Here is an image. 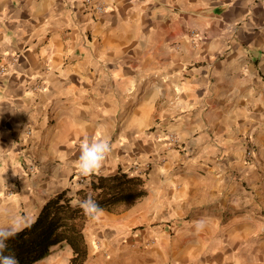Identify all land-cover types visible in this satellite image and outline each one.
<instances>
[{"label":"crops","instance_id":"crops-1","mask_svg":"<svg viewBox=\"0 0 264 264\" xmlns=\"http://www.w3.org/2000/svg\"><path fill=\"white\" fill-rule=\"evenodd\" d=\"M105 5L0 0V229L72 193L81 145L107 139L94 174L146 194L87 217L83 264H264V0Z\"/></svg>","mask_w":264,"mask_h":264},{"label":"trees","instance_id":"trees-1","mask_svg":"<svg viewBox=\"0 0 264 264\" xmlns=\"http://www.w3.org/2000/svg\"><path fill=\"white\" fill-rule=\"evenodd\" d=\"M90 177L88 190L80 188L74 195L81 199L91 197L105 210L146 194L141 177L121 170ZM73 198L69 189H64L49 197L29 223L0 229V239L7 236L8 230L14 233L4 240L3 254L14 256L18 264H34L46 257L53 246L64 242L72 249L69 264H83L87 249L82 230L87 216L81 208L72 206Z\"/></svg>","mask_w":264,"mask_h":264},{"label":"clouds","instance_id":"clouds-1","mask_svg":"<svg viewBox=\"0 0 264 264\" xmlns=\"http://www.w3.org/2000/svg\"><path fill=\"white\" fill-rule=\"evenodd\" d=\"M110 151V144L107 139H98L94 143H84L81 145L80 156L78 160V168L80 175L91 176L101 169L107 153ZM71 200L73 207H79L84 214L92 220L98 219L103 212L100 205L91 197L81 199L74 195ZM14 233L8 230V234L4 239H0V264H18L14 256L4 255L3 249L6 247L4 240Z\"/></svg>","mask_w":264,"mask_h":264},{"label":"built area","instance_id":"built-area-1","mask_svg":"<svg viewBox=\"0 0 264 264\" xmlns=\"http://www.w3.org/2000/svg\"><path fill=\"white\" fill-rule=\"evenodd\" d=\"M82 3L84 5V8L86 11H89L93 13L94 15H100L103 13L106 9L105 0H82ZM4 67H0V73L3 71ZM164 137L163 139L167 142L169 147L179 149L181 148V142L179 140V137L176 133L172 131H166L164 130ZM252 153V149L249 148L246 151V154L249 156ZM163 160V158H161ZM30 169L33 168V165H29ZM134 168L138 166V164L133 165ZM71 183L74 187H79L83 183V176L78 174L74 175L72 177Z\"/></svg>","mask_w":264,"mask_h":264},{"label":"rangeland","instance_id":"rangeland-1","mask_svg":"<svg viewBox=\"0 0 264 264\" xmlns=\"http://www.w3.org/2000/svg\"><path fill=\"white\" fill-rule=\"evenodd\" d=\"M73 188H74V190H73V191L71 190V192H72V193H73V192L75 193V191H77L78 189H80V188H81V186L77 187V189H75V187H74V186H73ZM69 192H70V191H69ZM74 193H73V194H74Z\"/></svg>","mask_w":264,"mask_h":264}]
</instances>
